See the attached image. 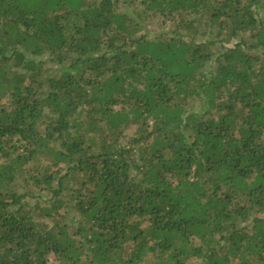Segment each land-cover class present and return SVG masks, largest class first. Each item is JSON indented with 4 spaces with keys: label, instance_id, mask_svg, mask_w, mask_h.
<instances>
[{
    "label": "trees",
    "instance_id": "1",
    "mask_svg": "<svg viewBox=\"0 0 264 264\" xmlns=\"http://www.w3.org/2000/svg\"><path fill=\"white\" fill-rule=\"evenodd\" d=\"M50 255L264 264V0H0V264Z\"/></svg>",
    "mask_w": 264,
    "mask_h": 264
},
{
    "label": "rangeland",
    "instance_id": "2",
    "mask_svg": "<svg viewBox=\"0 0 264 264\" xmlns=\"http://www.w3.org/2000/svg\"><path fill=\"white\" fill-rule=\"evenodd\" d=\"M161 22L158 20H153L150 21V24H144V30L146 33H148V36L152 37L154 35H158L161 32ZM52 70H54V66H51ZM133 134V130H130L126 133L127 138H130ZM48 263L49 264H58L57 261L55 260L54 256L50 255L48 256Z\"/></svg>",
    "mask_w": 264,
    "mask_h": 264
}]
</instances>
